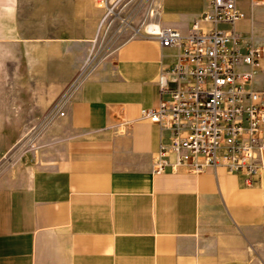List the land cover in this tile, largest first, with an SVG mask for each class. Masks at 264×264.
Wrapping results in <instances>:
<instances>
[{"label":"crops","instance_id":"crops-1","mask_svg":"<svg viewBox=\"0 0 264 264\" xmlns=\"http://www.w3.org/2000/svg\"><path fill=\"white\" fill-rule=\"evenodd\" d=\"M125 1L126 18L136 8L182 34L194 22L205 26V0ZM235 4L245 16L234 30L264 50L260 0ZM103 14L94 0H0V62L9 61V44L20 48L13 60L29 62L38 78L26 121L50 115L40 148L19 151L0 171V264H259L253 254L264 240V181L245 185L219 167L152 169L169 132L140 111L165 97L158 75L174 63L176 48L117 25V45L58 97L95 54ZM31 39L43 41L26 53ZM261 59L255 87L264 78ZM18 102L11 109L19 117ZM10 120L0 125L26 122Z\"/></svg>","mask_w":264,"mask_h":264},{"label":"built area","instance_id":"built-area-1","mask_svg":"<svg viewBox=\"0 0 264 264\" xmlns=\"http://www.w3.org/2000/svg\"><path fill=\"white\" fill-rule=\"evenodd\" d=\"M98 1L104 7L109 4L107 16L120 0ZM205 1L208 9L200 17L205 26L194 22L186 34L147 16L135 28L121 19L131 36L177 49L174 63L158 75L165 97L140 111L141 119L169 132L168 141L159 144L152 169L161 172L169 165L172 170L201 173L219 167L252 185L264 181V93L254 85L261 50L234 30L245 16L235 0ZM84 78L78 76L75 87Z\"/></svg>","mask_w":264,"mask_h":264},{"label":"rangeland","instance_id":"rangeland-1","mask_svg":"<svg viewBox=\"0 0 264 264\" xmlns=\"http://www.w3.org/2000/svg\"><path fill=\"white\" fill-rule=\"evenodd\" d=\"M99 6H101L104 10V14L102 17V21L99 24L98 27V45H95V47H92V51L90 56H88L85 60V62L82 64V66L78 69L75 76L70 80L68 85L65 87L64 91L58 96L66 97L70 91H72L76 86V79L78 76L80 78H84L89 71L90 67L94 64L95 58L97 56H100L105 51L113 48L117 45L116 41H111L115 37V34L117 33L116 26L117 25H124L123 21L121 19H125L127 21H130V17H132V26L135 28L139 23L138 21L139 16L140 18L143 17V15L140 13V11H137L136 8L133 9L135 11L134 14L127 15V18L125 17V14H127V11L130 9V6L126 7V1L120 0L116 5L113 7V13L106 16L107 12V6L109 4H105V7L102 6L101 2L98 0H94ZM262 7V11L264 12V0H260ZM135 6V5H134ZM129 8V9H128ZM137 11V12H136ZM129 11L128 13H130ZM156 15L155 12L152 13L151 16ZM106 22L107 25L101 26L102 23ZM113 21V24L108 27L109 22ZM123 22V23H122ZM131 23V22H130ZM264 24V23H263ZM30 33V31H27ZM39 31L31 30V33H37ZM129 33V36L132 34V30L129 28L124 33ZM115 39V38H114ZM43 40H37V39H31L29 41L28 45L25 47L27 50L24 51L26 53H34L35 52V45L34 43L42 42ZM111 41V42H110ZM100 44V47L98 49V46ZM264 45H262L263 47ZM9 49V53L11 56L9 57V61H3L0 62V121L2 117H6L7 121L8 118H10L11 122L15 121V118H21L24 121H26L27 117L32 115L34 111H32L29 106L31 101L35 98V94L33 90L35 89V86L37 84L38 78L30 75V71L32 69L31 64L29 62H16L13 59L16 57L18 58V54L20 53V48L18 46H10V44L7 46ZM264 48V47H263ZM34 50V51H33ZM264 50H261V76H264ZM13 54H17L14 56ZM15 57V58H14ZM36 71V70H33ZM260 75V74H259ZM262 83L257 85V89L264 92V78L261 79ZM40 85H42L40 83ZM25 90H22V89ZM21 96V99H19ZM19 100V102L16 104L17 106H22L23 109L21 111V116L17 115L18 112L17 109H11L14 104ZM20 100L22 101L20 104ZM5 103V105H3ZM14 105V106H16ZM28 107V108H27ZM49 110L38 114L36 120H27L24 122L23 125H0V171L9 164V162L16 156V154L19 151H25V150H38L40 148V138L42 134L46 131L48 127V123L50 121V115H48ZM34 116V115H33ZM38 121V122H37ZM36 122V123H35ZM34 123V124H33ZM263 228V227H262ZM256 253L253 254L254 260L259 262V264H264V240L260 242V245L257 247Z\"/></svg>","mask_w":264,"mask_h":264}]
</instances>
